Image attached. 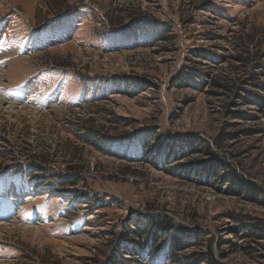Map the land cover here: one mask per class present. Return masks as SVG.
I'll return each instance as SVG.
<instances>
[{"label":"rangeland","instance_id":"obj_1","mask_svg":"<svg viewBox=\"0 0 264 264\" xmlns=\"http://www.w3.org/2000/svg\"><path fill=\"white\" fill-rule=\"evenodd\" d=\"M130 9L155 20L105 30ZM248 34L264 53V0H0V264H156L127 252L156 215L189 230L182 263L264 264V90L244 104L231 67Z\"/></svg>","mask_w":264,"mask_h":264},{"label":"trees","instance_id":"obj_2","mask_svg":"<svg viewBox=\"0 0 264 264\" xmlns=\"http://www.w3.org/2000/svg\"><path fill=\"white\" fill-rule=\"evenodd\" d=\"M64 9V8H63ZM62 9L61 8H55L53 10H51L49 13H60ZM113 16L114 14L111 13ZM123 17H120L121 14L118 13L117 15H115L114 17H112L110 15L109 18L105 19V16H103V24L107 23V27L105 28V30H108L109 28L112 27H117L118 25H120L122 22L124 21H128L129 23L133 24L132 26H136V24L140 23V25H144L146 23L143 24L144 20L147 21L150 19V21L155 20V17H150L148 15H146L145 13L136 10V9H130V10H125L124 12H122ZM118 17L120 18L119 20ZM117 18V19H116ZM122 18V19H121ZM153 24V23H152ZM154 26V25H153ZM134 30H139L138 28L134 29ZM235 47L236 49V54L233 55L231 57L232 62H236L237 65H232L231 67H233L236 71L237 69L241 70L242 72H244V78L243 81L245 82H250L248 84H250L251 86H253V88L255 87L256 91H251L249 89H244V95L241 94V92H237L238 89L235 88V90H232V92H237V98L239 100H241L242 102L246 101H252V99L250 98H255L258 99V90H264V81L263 82H259L254 76H251L249 73H246L245 75V71H247L248 69H258L260 70L261 74H264V64L260 62V59L262 56H264V53H261V50L259 47L254 46V41L253 39L250 37V35H246L243 36L242 41L239 39L236 42ZM264 52V51H263ZM261 53V55H260ZM242 81V80H241ZM216 81H214L213 83H215ZM246 84V83H245ZM217 86H220L219 83H216ZM222 87L226 88L227 90H230L229 87L221 85ZM238 88V87H237ZM264 103V101H262ZM98 132V131H97ZM95 137V136H94ZM104 138L102 137H98V140H94L93 144H96V146H100L102 140ZM223 140V139H222ZM221 140V142H222ZM119 140L116 141H112L110 139H106V141L102 142L103 147L102 149L109 147V145L118 142ZM217 146H219V144L216 142L215 143ZM100 149V150H102ZM202 152H204L205 155H207L208 157V161L210 162V164L213 166V174L216 175V178L220 181H225V183H230L227 186V192L230 195H237V194H246V196L248 198H253V200H257L259 194H260V190L256 189L251 183H246L243 184V180L241 179L240 175H237L235 173L234 170H232L228 165H224L221 162V158L211 149V147L208 144L204 145V149L202 150ZM69 154V153H68ZM115 157L119 158L118 155L114 154ZM40 158L43 161H46L45 156L40 155ZM35 162V161H34ZM39 162V161H38ZM32 166H34L33 164H31ZM224 166V168H222L221 170H223V172H218L219 168ZM43 168H45V166H42ZM35 169H28V171H33ZM7 171H10L9 169H7ZM225 178V179H224ZM203 179V178H202ZM45 183V182H44ZM217 183V182H216ZM220 183V182H219ZM58 189V187H56ZM248 190V191H246ZM250 190V191H249ZM153 227V228H152ZM153 229V232H149ZM189 232V230H187L185 227L180 226L179 224L175 223L173 221V219L169 218L168 216H163V215H156V216H152V218L148 219V223L147 225L140 229V227L134 228V229H130L129 233L135 237L138 236H143L144 234L146 235V233H149L148 236L146 237L147 242L144 244L141 243H135L134 246H130L127 250L128 253H132V254H137L138 257H145L148 255H152L153 253H155L159 258L160 261L158 260V262H156V264H168V262H170V260L173 261L174 264H197L198 262H201L200 259L196 258H186L184 260V263H182L179 259H177V252L180 250H184V246L186 245V243H183L181 241V239L178 237L177 234H175V232L177 233H182V232ZM166 232H171L170 235H165ZM163 236H167L166 237V241L168 243V246L165 247L164 250H162L160 243V238ZM159 239V240H158ZM128 240V239H127ZM157 240V241H155ZM197 243L196 245H200L202 244V241L200 238L196 239ZM148 246V247H145ZM152 250V252L149 251L150 249ZM149 249V250H148ZM209 249V248H208ZM157 253H161V254H157ZM113 262L115 264H118V260L117 258L113 260Z\"/></svg>","mask_w":264,"mask_h":264},{"label":"bare ground","instance_id":"obj_3","mask_svg":"<svg viewBox=\"0 0 264 264\" xmlns=\"http://www.w3.org/2000/svg\"><path fill=\"white\" fill-rule=\"evenodd\" d=\"M1 102V101H0ZM32 186V185H31ZM20 190V189H19ZM29 191H32V190H30L29 188H27L26 190H25V192L24 193H22V194H20V192H21V190H20V192L18 193L19 194V196H21V195H23L24 194V196H25V193H27V192H29ZM33 191H35V190H33Z\"/></svg>","mask_w":264,"mask_h":264}]
</instances>
